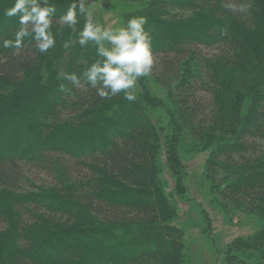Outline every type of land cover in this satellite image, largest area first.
Segmentation results:
<instances>
[{
	"label": "trees",
	"instance_id": "obj_1",
	"mask_svg": "<svg viewBox=\"0 0 264 264\" xmlns=\"http://www.w3.org/2000/svg\"><path fill=\"white\" fill-rule=\"evenodd\" d=\"M14 2L0 0V42L18 26L3 15ZM52 2L58 20L71 0ZM124 15L147 18L155 57L133 102L66 79L98 59L91 45L62 47L68 28L54 24L46 55L0 47V264H185L161 159L175 171L185 148L210 150L209 169L224 161L213 192L256 224L222 263L264 264V0H149Z\"/></svg>",
	"mask_w": 264,
	"mask_h": 264
},
{
	"label": "clouds",
	"instance_id": "obj_2",
	"mask_svg": "<svg viewBox=\"0 0 264 264\" xmlns=\"http://www.w3.org/2000/svg\"><path fill=\"white\" fill-rule=\"evenodd\" d=\"M234 11L247 12L250 5L242 4L238 8L230 5ZM102 8L100 3L89 4V0H71L66 11L55 19L57 8L52 0H15L13 6L5 8V17H17L18 26L13 30L11 39H4L0 47L13 49L15 55L34 42L38 53L46 55L56 47L54 24L60 29L68 28L76 37L64 40L62 47L69 49L75 44L81 47H95L96 57L78 76L75 73L66 76L73 85L79 87L81 79L86 81L95 94L102 100L111 99L120 93L128 102L137 99L135 89L141 78L149 77L155 64L152 51V37L145 29L148 20L145 16H134L125 26L111 27L102 23L96 12ZM83 18L82 28H78ZM61 92L65 91L61 86Z\"/></svg>",
	"mask_w": 264,
	"mask_h": 264
},
{
	"label": "rangeland",
	"instance_id": "obj_3",
	"mask_svg": "<svg viewBox=\"0 0 264 264\" xmlns=\"http://www.w3.org/2000/svg\"><path fill=\"white\" fill-rule=\"evenodd\" d=\"M148 1L89 0V4H102V8L96 12V17L111 27H120L125 26L128 20L124 14L134 12ZM200 51L205 55L216 52L210 49ZM193 65L194 62H187L184 69L189 71ZM149 85L152 91L163 96L157 83L150 80ZM136 87L140 89L139 81ZM150 116L153 120L167 119L165 112L159 107L151 110ZM210 154V150H177L175 171L168 167L165 151L161 156L164 163L162 178L165 182V192L175 206L177 225L183 230L185 264H223V251L227 243L238 236L251 234L256 225L254 219L245 214L227 215L222 209L223 201L213 192L212 187L223 181L226 176L225 171L221 169L224 161H219L218 168L209 169L207 161ZM223 187L224 185L220 186V189Z\"/></svg>",
	"mask_w": 264,
	"mask_h": 264
}]
</instances>
